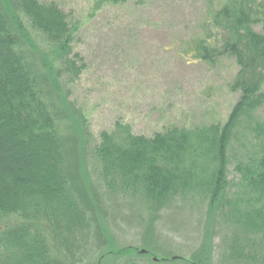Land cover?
<instances>
[{
	"label": "trees",
	"instance_id": "16d2710c",
	"mask_svg": "<svg viewBox=\"0 0 264 264\" xmlns=\"http://www.w3.org/2000/svg\"><path fill=\"white\" fill-rule=\"evenodd\" d=\"M207 13L204 34L190 40L182 52L209 66L225 58L235 61L239 70L233 82L241 99L227 122L171 127L150 138L134 134L128 124H116L113 131L99 135L92 152L94 170L111 194L142 197L151 216L167 199L200 193L211 210L233 217L227 220L235 229V263L258 264L257 246L264 259V133L255 131L257 139L263 138L259 150L234 165L239 187L252 204L240 208L241 196L229 201L227 167L235 131L243 123L253 131L251 115L263 102L264 35L255 28L264 32V0H208ZM33 32L50 45L51 65L62 61L76 69L69 58L75 29L55 4L0 0V264H208L197 253L159 258L144 247L155 242L148 234L140 249L112 247L99 232L102 246H88L96 219L81 203L88 193L71 185L64 131L73 115L69 128L82 135L83 115L70 113L65 99L56 105L47 97L31 61L38 56L31 50ZM152 224H147L148 232Z\"/></svg>",
	"mask_w": 264,
	"mask_h": 264
},
{
	"label": "rangeland",
	"instance_id": "374dc122",
	"mask_svg": "<svg viewBox=\"0 0 264 264\" xmlns=\"http://www.w3.org/2000/svg\"><path fill=\"white\" fill-rule=\"evenodd\" d=\"M37 1L55 4L75 29L69 58L77 74L62 61L50 64V45L39 32L32 33L31 50L38 56L36 62L31 61L47 97L56 105L65 99L70 113L83 115L82 135L69 128L73 115L64 131L71 185L88 193L81 203L96 219L88 246H102L99 233L117 249H140L145 236H154L152 247H144L155 250L159 258H189L197 253L208 264H236L232 257L236 250L231 251L237 247L235 229L227 220L233 218L229 212L211 210L200 193L191 192L167 199L163 209L151 216L142 197L113 195L106 189L94 170L92 153L100 133L111 132L120 123L128 124L134 134L150 138L171 127L194 129L227 122L241 99L233 82L239 70L235 61L225 58L209 66L182 52L190 40L204 34L208 0ZM255 30L264 35L260 28ZM50 67L54 71L49 77ZM56 82L60 91H56ZM262 95L261 106L251 115L254 132L243 123L228 148L227 198L235 203L236 196H241L245 201L238 204L240 208L253 201L240 189L234 165L236 159L259 150L263 138L257 139L255 131L264 133V86ZM256 122L263 127L255 126ZM150 221L152 234L148 232ZM258 248L255 255L261 257L256 263L264 264Z\"/></svg>",
	"mask_w": 264,
	"mask_h": 264
},
{
	"label": "water",
	"instance_id": "95a60500",
	"mask_svg": "<svg viewBox=\"0 0 264 264\" xmlns=\"http://www.w3.org/2000/svg\"><path fill=\"white\" fill-rule=\"evenodd\" d=\"M139 253L142 254V255H144V254H146V251L141 250V251H139ZM154 260H156V259H154Z\"/></svg>",
	"mask_w": 264,
	"mask_h": 264
}]
</instances>
